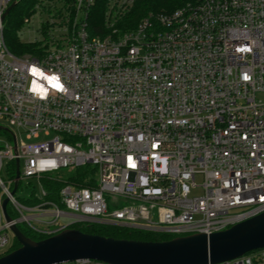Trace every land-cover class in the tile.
<instances>
[{"label": "built area", "instance_id": "1", "mask_svg": "<svg viewBox=\"0 0 264 264\" xmlns=\"http://www.w3.org/2000/svg\"><path fill=\"white\" fill-rule=\"evenodd\" d=\"M16 1L0 0V205L8 198L15 217L0 208V257L10 224L46 237L74 224L181 237L264 212V0H196L123 33L134 0H107L101 34L88 25L94 0H69L66 44L30 57L3 37ZM86 165L95 186L44 200L41 176ZM29 180L39 203L28 206L14 195ZM221 264H264V249Z\"/></svg>", "mask_w": 264, "mask_h": 264}, {"label": "water", "instance_id": "2", "mask_svg": "<svg viewBox=\"0 0 264 264\" xmlns=\"http://www.w3.org/2000/svg\"><path fill=\"white\" fill-rule=\"evenodd\" d=\"M16 4L6 9L3 19ZM18 176L16 168L15 178ZM16 188L17 183L11 195ZM7 204L8 198H4L1 213L4 221L11 223ZM9 230L20 247L1 256L0 264H68L79 260L105 264H221L264 249V212L221 232L174 237L164 242L116 240L75 229L32 241L14 224L9 225Z\"/></svg>", "mask_w": 264, "mask_h": 264}, {"label": "trees", "instance_id": "3", "mask_svg": "<svg viewBox=\"0 0 264 264\" xmlns=\"http://www.w3.org/2000/svg\"><path fill=\"white\" fill-rule=\"evenodd\" d=\"M196 0H134V4L131 9L121 18L120 21L115 25V29L120 32H127L135 28L137 22L147 16L148 14L157 13H171L184 6L187 3H193ZM37 0H19L15 7L6 16L8 19L6 26L4 27L3 37L7 49L14 55H23L24 53L36 54L35 45L21 44L16 33L21 26L24 17L31 12L36 5ZM107 0H94V4L90 9L88 17V25L90 30L95 34H101L104 29L103 17L106 9ZM94 169L86 165L81 168H77L74 171H70L67 175L56 174L55 176H41L39 182L46 191V197L44 200L50 201L54 204H58V193L64 184L73 185L76 187H93ZM89 178V182L88 179ZM33 193H31L32 195ZM20 202L24 205H35L39 201L34 197L29 199L22 198ZM7 214L10 218L14 219L13 213L10 209L6 208ZM70 229L78 230L82 233L98 235L105 238H112L116 240H127V241H142V242H164L173 239V236L152 234L141 231L132 230L124 227L117 226H106L98 224H74L69 227ZM18 229L21 233L32 241H40L47 238L46 236L38 235L25 226L18 225ZM20 245L13 238L12 245L5 253L8 254Z\"/></svg>", "mask_w": 264, "mask_h": 264}, {"label": "rangeland", "instance_id": "4", "mask_svg": "<svg viewBox=\"0 0 264 264\" xmlns=\"http://www.w3.org/2000/svg\"><path fill=\"white\" fill-rule=\"evenodd\" d=\"M73 15V8L70 5L69 0H37L36 5L31 12L24 17V20L16 33V37L21 44L35 45L37 50L36 54H40L44 50H49L54 47H62L66 44V31L72 27ZM7 21L8 19L5 17L3 23L4 27L6 26ZM18 56H35V52L34 55L24 53L23 55ZM257 98L264 102L263 95H260ZM0 136L6 138L8 135L7 133L0 131ZM67 173L68 171L64 170L57 174L67 175ZM195 183L200 186L201 179L196 178ZM34 191L38 193V187L34 180L22 181L20 182L14 196L19 200L22 198L26 199L27 196ZM192 192L200 195L202 194V189L197 187ZM110 209L112 208L110 207ZM68 221V219L62 218L57 222L65 224Z\"/></svg>", "mask_w": 264, "mask_h": 264}, {"label": "snow or ice", "instance_id": "5", "mask_svg": "<svg viewBox=\"0 0 264 264\" xmlns=\"http://www.w3.org/2000/svg\"><path fill=\"white\" fill-rule=\"evenodd\" d=\"M33 71V74H34V72H35V69H33L32 70ZM46 79L48 80V81H55V89H57V90H61V85L59 84V83H57L56 81H57V77H55V76H51V77H46ZM41 91V94L43 95V90L41 89L40 90Z\"/></svg>", "mask_w": 264, "mask_h": 264}, {"label": "clouds", "instance_id": "6", "mask_svg": "<svg viewBox=\"0 0 264 264\" xmlns=\"http://www.w3.org/2000/svg\"><path fill=\"white\" fill-rule=\"evenodd\" d=\"M34 75L35 76H41L42 74L39 72V71H37L36 69H35V72H34ZM49 82V84L52 86V87H55L56 85H55V81H48ZM38 87V86H37Z\"/></svg>", "mask_w": 264, "mask_h": 264}]
</instances>
